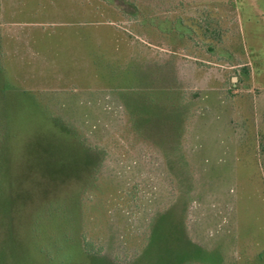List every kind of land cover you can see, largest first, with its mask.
Here are the masks:
<instances>
[{
	"label": "rangeland",
	"instance_id": "1",
	"mask_svg": "<svg viewBox=\"0 0 264 264\" xmlns=\"http://www.w3.org/2000/svg\"><path fill=\"white\" fill-rule=\"evenodd\" d=\"M0 264H264V0H0Z\"/></svg>",
	"mask_w": 264,
	"mask_h": 264
}]
</instances>
